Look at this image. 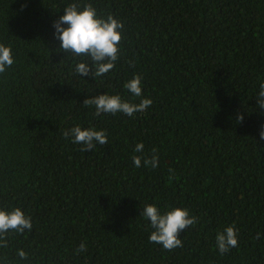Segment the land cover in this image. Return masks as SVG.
Instances as JSON below:
<instances>
[{
  "label": "trees",
  "instance_id": "1",
  "mask_svg": "<svg viewBox=\"0 0 264 264\" xmlns=\"http://www.w3.org/2000/svg\"><path fill=\"white\" fill-rule=\"evenodd\" d=\"M73 0H0V206L33 228L9 232L7 264H264V0H76L123 25L119 59L102 77L75 73L87 57L59 49L53 23ZM142 78L152 105L134 116L95 115L83 102ZM134 102L138 103L139 98ZM103 129L82 151L64 132ZM144 144L135 153L136 143ZM159 158L137 168L133 155ZM185 207L182 246L151 243L144 204ZM234 225L224 254L215 236ZM86 250L77 253L81 243ZM27 259L21 260L17 250Z\"/></svg>",
  "mask_w": 264,
  "mask_h": 264
},
{
  "label": "clouds",
  "instance_id": "2",
  "mask_svg": "<svg viewBox=\"0 0 264 264\" xmlns=\"http://www.w3.org/2000/svg\"><path fill=\"white\" fill-rule=\"evenodd\" d=\"M64 14L55 20L53 28L55 37L60 41L59 49L73 56L87 57L90 62H79L75 65V73L80 77L88 76L93 78L102 77L109 73L119 59V42L122 38V23L114 16L101 17L91 3L81 6L76 0L67 4L63 8ZM14 63V56L10 46L0 43V73L6 71ZM124 89L133 97V100L124 99L116 94L104 92L86 99L83 103L93 105L95 115L122 113L126 116H134L135 113L148 109L153 101L144 97L142 92V78L135 74L123 84ZM139 98V102H134ZM257 107L264 110V81L259 83L256 93ZM259 137L264 140V125H261ZM66 138L71 142L80 145L82 151L93 150L97 144L107 143L105 130H97L91 126L83 127L74 125L64 132ZM144 144L136 143L134 152L143 153ZM132 162L135 167L156 168L159 158L153 154L150 158H142L133 155ZM140 217L151 229L148 240L151 243L159 244L164 249L171 250L182 246L179 234L195 222V217L191 216L185 207H170L167 210L158 208L156 204H144ZM33 228L31 217L26 215L21 208H5L0 206V247H5V239L9 232L24 233ZM264 236L257 233V239ZM238 245L237 231L234 225L226 226L218 231L215 236V247L220 254L228 252ZM86 250V244L81 243L75 250L77 253ZM17 256L21 260L27 259V253L23 249L17 250ZM0 264H7L4 258H0Z\"/></svg>",
  "mask_w": 264,
  "mask_h": 264
}]
</instances>
